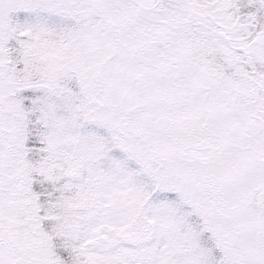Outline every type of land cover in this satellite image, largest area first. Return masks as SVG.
I'll list each match as a JSON object with an SVG mask.
<instances>
[{
  "label": "snow or ice",
  "instance_id": "1",
  "mask_svg": "<svg viewBox=\"0 0 264 264\" xmlns=\"http://www.w3.org/2000/svg\"><path fill=\"white\" fill-rule=\"evenodd\" d=\"M0 264H264V0H0Z\"/></svg>",
  "mask_w": 264,
  "mask_h": 264
}]
</instances>
